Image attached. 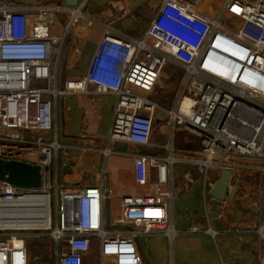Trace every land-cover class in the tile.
Here are the masks:
<instances>
[{"label": "built area", "instance_id": "1", "mask_svg": "<svg viewBox=\"0 0 264 264\" xmlns=\"http://www.w3.org/2000/svg\"><path fill=\"white\" fill-rule=\"evenodd\" d=\"M202 1L162 0L143 38L107 29L88 69L63 83L58 80L61 49L82 22L81 7L58 2L38 6L32 15L26 7L0 3V157L39 163L43 180L39 187L0 180V216L8 217L5 210L1 215L6 204L15 209L23 197L35 198L27 209L44 216L27 225L0 221V264H31L28 238L44 235L56 243L50 264H146L142 234L164 233L173 242L179 232L170 218L174 191L169 181L179 160L171 144L168 154H135L136 180L146 186L142 191L118 194L102 183L55 186L54 159L69 153L54 130V100L60 96L91 88L115 93L110 139L149 145L159 105L148 93L162 67L175 60L185 68L182 97L165 112L200 136L202 156L194 163L204 177L205 194L213 185L210 169L229 168L224 158L230 152L264 155V134L256 142L254 135L243 139L226 122L221 125L236 105L235 118L245 130L264 119V0H226L216 17L199 10ZM64 11L68 18L58 24ZM230 18L233 23L224 20ZM185 97L190 100L186 110ZM47 131L53 132L50 137ZM203 218L191 231L216 237L225 229L214 224L209 207ZM258 231L264 237V225Z\"/></svg>", "mask_w": 264, "mask_h": 264}, {"label": "crops", "instance_id": "2", "mask_svg": "<svg viewBox=\"0 0 264 264\" xmlns=\"http://www.w3.org/2000/svg\"><path fill=\"white\" fill-rule=\"evenodd\" d=\"M225 1L203 0L199 10L216 17ZM58 2L80 6L84 13L81 24L73 28L62 45L58 80L63 83L66 78L80 76L88 69L107 29L122 37H145L162 0H0V3L26 7L31 14L38 6ZM67 18L68 12L64 11L59 14L57 23L63 24ZM172 61L175 60L168 62ZM179 65L183 81L185 68L181 63ZM117 101L115 93L102 94L94 88L89 92L68 93L54 100V130L59 141L69 147V153H60L52 164L55 186L102 183L118 194L139 192L146 186L136 180L135 154H168V144L172 145L174 153L176 122L170 119L165 108L162 112L156 109L157 123L166 122L158 133L156 129L153 136L154 126L152 144L140 146L128 140L112 141L110 131ZM52 133L47 131L46 136L50 137ZM166 135H169V140L165 139ZM117 143L127 144L130 148L118 147ZM196 143L194 140L186 141L180 150L182 154L174 153L179 160L169 181L174 191L170 218L179 232L173 242L164 233L142 234L139 243L146 264H264V237L258 231L264 225V155L230 152L224 158L229 168L221 165L210 169L209 178L213 185L223 169H230V189H236L233 196H226L224 204L219 201L218 208L223 207L224 215L218 217L225 229L213 237L208 232L191 231L193 225L204 222L206 208L212 210L213 206L210 194L213 185L208 186V195L205 194L204 177L194 163L202 156L201 142L197 143L198 146ZM103 148L111 150L104 153ZM144 241L148 245L147 250L143 248Z\"/></svg>", "mask_w": 264, "mask_h": 264}, {"label": "rangeland", "instance_id": "3", "mask_svg": "<svg viewBox=\"0 0 264 264\" xmlns=\"http://www.w3.org/2000/svg\"><path fill=\"white\" fill-rule=\"evenodd\" d=\"M224 20H226L228 23H233V20L231 18ZM179 67L180 65L176 61H172V63L168 62V64L164 67L163 71L161 72L155 87L150 91V93H148V96L151 99L157 101L159 106L156 107V109H159L161 112L164 110L163 108L175 109L178 105L176 99H181L182 97L181 90L184 84L181 77L182 69ZM183 93H185L186 95V92ZM165 122L166 120H163L158 124L155 120V129L153 136L156 133V129L158 133L160 128L163 125L165 126ZM165 139L169 140V135H166ZM193 140L196 141L198 144H200L201 142L200 136L197 133H194L191 130L187 129L184 124L175 123L173 134L175 154H177L178 152L179 154H182L180 150H182L183 146L186 145V141L192 142ZM197 143L196 145L198 146ZM112 218L113 217L111 216V221H113ZM143 248L144 250H147L148 248V245L145 241L143 242ZM28 249L31 255V264H50L55 258L56 243L54 242L51 236H35L33 238H28ZM150 264L152 263L150 262Z\"/></svg>", "mask_w": 264, "mask_h": 264}, {"label": "water", "instance_id": "4", "mask_svg": "<svg viewBox=\"0 0 264 264\" xmlns=\"http://www.w3.org/2000/svg\"><path fill=\"white\" fill-rule=\"evenodd\" d=\"M225 119L226 117L222 120L221 125L225 123ZM116 145L121 148L129 147L127 144L121 145L117 143ZM231 177L232 171L230 169H223L221 175L216 179L215 184L210 190V194L213 197L211 215L215 225L218 227L224 225L223 221L218 217L219 201L225 199L227 195L233 196L236 190L235 187L230 189ZM0 180H5L23 187H39L43 183L41 165L21 159H6L0 157Z\"/></svg>", "mask_w": 264, "mask_h": 264}, {"label": "bare ground", "instance_id": "5", "mask_svg": "<svg viewBox=\"0 0 264 264\" xmlns=\"http://www.w3.org/2000/svg\"><path fill=\"white\" fill-rule=\"evenodd\" d=\"M233 53L232 51H229ZM190 104V100L188 97L184 98L183 108L184 110L187 109V106ZM239 111V106L236 105L235 108L232 110L231 116L226 119V124L230 128L233 133H236L239 137L243 139H250L251 136L254 135V140L256 142L260 141L264 134V119L260 122L258 127L254 128L253 130H245L242 126L238 125V121L235 118V112ZM239 127V128H236ZM237 131L235 132V130ZM244 129V130H243ZM19 201L18 206L15 209L9 207V203L6 204L5 208L2 210L1 215H4L5 211L8 217L0 216V221L3 223H10L14 225H27L29 223H39L44 219V216L39 213L38 209H34L33 211L28 210L27 206H31L36 201L35 198H21ZM5 210V211H4Z\"/></svg>", "mask_w": 264, "mask_h": 264}]
</instances>
